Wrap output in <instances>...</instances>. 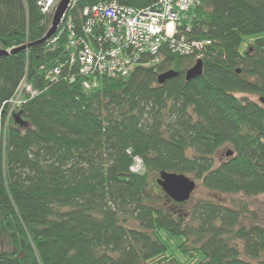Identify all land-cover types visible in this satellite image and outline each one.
Here are the masks:
<instances>
[{
	"label": "trees",
	"instance_id": "1",
	"mask_svg": "<svg viewBox=\"0 0 264 264\" xmlns=\"http://www.w3.org/2000/svg\"><path fill=\"white\" fill-rule=\"evenodd\" d=\"M40 1L0 0V49L28 45L0 57V100L23 78L36 91L0 145V264H264V226L244 224L248 208L232 199L264 204V0H201L177 37L210 40L202 52H166L117 78L69 66L65 20L78 32L86 6L156 0H74L37 43L51 16ZM198 58L202 74L186 80ZM167 70L178 75L158 84ZM162 171L231 199L181 212L187 201L166 196Z\"/></svg>",
	"mask_w": 264,
	"mask_h": 264
},
{
	"label": "built area",
	"instance_id": "2",
	"mask_svg": "<svg viewBox=\"0 0 264 264\" xmlns=\"http://www.w3.org/2000/svg\"><path fill=\"white\" fill-rule=\"evenodd\" d=\"M53 1L41 0L42 12L50 11ZM200 2L156 0L151 6L136 8L109 1L86 6L80 12L83 20L78 32L70 18L62 26L68 33V64L75 66L77 73L84 77L117 78L127 77L136 66L160 63L166 52L179 56L202 52L210 40L177 37L182 16ZM146 57L148 61H141ZM59 74V67H55L49 71L48 77L55 80ZM73 80L74 76H71L70 81ZM84 86L89 84L84 82ZM34 95L36 91L23 78L10 98L0 100V145L5 143L15 109L21 108L25 96ZM134 160L132 170L137 171L140 160Z\"/></svg>",
	"mask_w": 264,
	"mask_h": 264
},
{
	"label": "water",
	"instance_id": "3",
	"mask_svg": "<svg viewBox=\"0 0 264 264\" xmlns=\"http://www.w3.org/2000/svg\"><path fill=\"white\" fill-rule=\"evenodd\" d=\"M72 0H59L56 4L54 11L51 16L50 25L42 37L37 43H42L43 41L48 40L51 38L56 32L58 31V28L60 26V23L62 21V18L66 14L70 3ZM28 45H23L17 48L13 51H7L0 49V57L3 55H7L9 53H13L14 51H18L20 49H26ZM202 60L197 59L195 60L194 64L185 72L184 76L186 80H190L193 78H196L202 74ZM178 75V72L173 70H167L157 77L158 84L164 83L167 79H170L172 77H175ZM16 122L19 121V116L14 117ZM226 156H231L232 151L227 150L225 153ZM157 183L161 187V189L165 192L166 196L176 202V203H183L190 199V196L192 192L194 191L196 187V182L189 178L188 176L184 174L179 173H173V172H165L162 171L159 174V178L157 180Z\"/></svg>",
	"mask_w": 264,
	"mask_h": 264
},
{
	"label": "rangeland",
	"instance_id": "4",
	"mask_svg": "<svg viewBox=\"0 0 264 264\" xmlns=\"http://www.w3.org/2000/svg\"><path fill=\"white\" fill-rule=\"evenodd\" d=\"M59 0H54L53 3L51 4V8L49 13H52L54 11V8L56 4L58 3ZM50 16V20H51ZM49 20V21H50ZM50 25V22H49ZM48 25V27H49ZM9 51V50H7ZM237 97L245 96L249 99L252 100H257V97L251 94H236ZM229 150V147L222 148V150L218 154V158L222 160L223 154L225 151ZM222 154V155H221ZM216 157V158H217ZM188 177L192 178L191 176L188 175ZM196 187L194 191L192 192L190 199L187 201L186 204L179 206V210L181 212H189L192 210L193 205L196 203L197 200H213V201H228L231 199V196L223 197L221 194L209 192L206 188L201 186V183L196 181ZM232 199L235 200V203L241 206H246L248 208V213H246V217H244L241 221L244 224H249L251 221L257 222L261 225L264 226V204H263V197L262 196H257V197H245L242 195H237V196H232ZM251 212L254 213L251 215ZM255 216V219H252L251 217ZM2 248V246H0Z\"/></svg>",
	"mask_w": 264,
	"mask_h": 264
},
{
	"label": "bare ground",
	"instance_id": "5",
	"mask_svg": "<svg viewBox=\"0 0 264 264\" xmlns=\"http://www.w3.org/2000/svg\"><path fill=\"white\" fill-rule=\"evenodd\" d=\"M117 3H118V2H117ZM122 5H123V4H122ZM47 13L51 15V13H49V11H48Z\"/></svg>",
	"mask_w": 264,
	"mask_h": 264
}]
</instances>
